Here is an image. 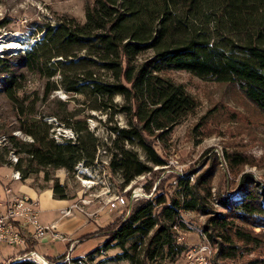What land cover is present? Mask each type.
I'll list each match as a JSON object with an SVG mask.
<instances>
[{"label":"trees","instance_id":"16d2710c","mask_svg":"<svg viewBox=\"0 0 264 264\" xmlns=\"http://www.w3.org/2000/svg\"><path fill=\"white\" fill-rule=\"evenodd\" d=\"M36 31L42 34L24 52L0 56L1 92L17 111V128L33 137L29 142L10 136L18 153L24 154L18 164L23 178L46 167L74 171L80 161L93 162L99 146L86 118H76L75 113L61 119L76 130V141H55L52 125L19 96L30 74L44 79V97L62 87L84 95L90 109L126 115L127 126L109 127L116 134L110 168L121 173L125 184L152 172L154 165L165 164L153 138L164 141L198 105L167 72L188 71L234 84L264 112V0H93L85 7L84 22L62 16L56 23L38 24L33 35ZM117 95L122 97L121 109ZM128 145L141 147L146 159ZM240 158L242 162L241 156L228 154L230 161ZM212 177L213 167L193 183L186 173L179 177L178 197L168 200L164 193H156L140 200L128 216L109 224L104 247L120 248L117 258L132 262V251L137 249L142 250L144 263L164 255L175 261L185 250L179 242L183 211L207 216L202 231L218 244V259L236 257L242 245L261 247L264 233L254 230L264 228L261 184L247 175L242 198L217 193L224 209L219 211L212 204ZM53 193L68 198L66 187L59 183ZM63 256L47 258L51 264H67ZM73 258V262L82 259ZM0 264L41 263L14 256ZM212 264L220 262L214 259Z\"/></svg>","mask_w":264,"mask_h":264},{"label":"rangeland","instance_id":"374dc122","mask_svg":"<svg viewBox=\"0 0 264 264\" xmlns=\"http://www.w3.org/2000/svg\"><path fill=\"white\" fill-rule=\"evenodd\" d=\"M90 2L93 0H0V23L5 21L0 25V56L24 52L18 51L20 45L24 48L31 46L42 34L36 31L33 35L38 24L56 23L62 16L75 17L84 22L85 7ZM5 42L13 43V47H7ZM167 75L177 83L183 84L197 99L198 105L174 126L164 141L153 138L165 164L154 165L152 172L137 176L129 184L124 183L121 173L113 172L110 168L115 152L111 145L116 134L109 127L127 126L126 115L118 111L111 116L106 112L90 109L84 95L67 93L62 87L44 97V79L36 74L28 76L19 96L26 99L30 108L35 106L38 117L45 120L46 117H56L65 128H72L61 119V115L71 116V113H75L76 118H86L89 130L99 140L93 162L87 164L80 161L83 165L76 168L77 164L74 171L64 168H41L37 172L31 171L28 178H23L21 174L22 180L13 183L20 192L41 198L39 219L43 224H49L54 218H59L57 209H60L58 207L62 204L69 206L76 203L83 208H75L74 216L60 222L64 223L58 227V231L67 237L65 241L53 240L50 234L43 242L35 244L36 247L32 246L31 242L30 246L35 247L37 252L50 258L64 255L63 259L66 261L65 253L70 247L71 238L73 241L79 239L78 242L74 241L71 254L75 258L81 256L82 259L73 262L72 258L71 261H66L67 264H195L187 253L199 251L203 246H207L204 254L211 264L214 259L220 264H264V244L258 248L242 245L236 257L218 259V244L211 241L202 231L207 216L195 211L182 212L185 226L179 233V242L184 245L185 250L175 261H170L164 255L165 257L159 256L156 260L144 263L143 252L137 249L132 251V262L117 258L116 255L121 252L120 248L104 247L107 238L105 233L110 223L126 217L140 200L149 199L156 193H164L168 200L178 197L181 191L179 177L186 173H190V181L193 183L198 175L213 167L212 204L219 211L224 209L216 200V194L224 192L235 198H242L246 193L242 180L247 175L256 179L264 189V112L234 84L203 79L181 70L169 71ZM2 78L0 76V79ZM115 102L119 104L118 109H121L120 95L116 96ZM18 123L17 111L1 92L0 85V185L8 182L4 175L11 171L9 156L11 158L12 154H15L20 161V157L24 155L18 153V149L10 142V136L15 135L23 141H29L26 134L17 128ZM51 125L53 137L58 132L59 125ZM128 147L137 151L140 159H146L141 147ZM228 154L241 156L243 161L241 162V158L238 162L230 161ZM85 179L91 182L90 188L83 185L82 180ZM56 183L66 187L68 198L54 196L53 186ZM138 187H142L145 193H151V197L142 198L137 202L128 201L131 207L129 214L122 208L110 209L109 199L119 194L129 196L132 190ZM146 187H149L150 191ZM254 230L264 233V228L256 227ZM76 245L78 246L75 247ZM99 247L102 249L87 255ZM21 251L22 247L19 245L1 243L0 263H8L14 256L17 258Z\"/></svg>","mask_w":264,"mask_h":264},{"label":"built area","instance_id":"2783aa9c","mask_svg":"<svg viewBox=\"0 0 264 264\" xmlns=\"http://www.w3.org/2000/svg\"><path fill=\"white\" fill-rule=\"evenodd\" d=\"M20 46L21 47L18 51H24L25 48L23 45ZM46 121L49 122V124L59 125L58 132L53 135V138L58 143L76 141L77 133L74 132L72 128H65L63 123H60L56 117H46ZM26 136L29 138V142L33 141L32 136ZM9 159L11 171L4 175V178L8 182L0 185V244L6 243L9 245L21 246L24 253H18L16 259L30 258L41 264H49L47 256L37 252L32 246L44 241V239L50 234L52 235L53 240L65 241L67 237L58 231L59 223L69 216H74L75 208H83L82 206L73 203L60 210V216L56 221L49 224L41 223L39 219V199L20 192L13 185V183L22 180V173L18 167V164L20 163L19 158L15 154H12V158L9 156ZM82 165L83 163L79 162L76 168ZM82 182L84 186L89 188L92 186L91 182L87 179L82 180ZM128 189L131 188L128 187ZM151 195V193H145L142 187H138L133 189L129 196L119 194L114 198L109 199V207L111 210L122 208L125 212L127 211V214H129L131 207H129L128 201L137 202L142 198H149ZM31 242H33L32 246H30ZM73 246L74 241L70 240V247L65 253L66 261H71L73 258V255L71 254ZM204 251H207V246H203L199 251L197 250L192 253L189 251L187 254L189 259L195 264H211V262L207 261V256L204 254Z\"/></svg>","mask_w":264,"mask_h":264},{"label":"crops","instance_id":"0c3cea01","mask_svg":"<svg viewBox=\"0 0 264 264\" xmlns=\"http://www.w3.org/2000/svg\"><path fill=\"white\" fill-rule=\"evenodd\" d=\"M33 197H36V198H38V199L41 200V198H40V197H37V195H36V196H33ZM40 200H39V201H40ZM62 201H64V200H62ZM67 206H68V205H67ZM67 206H65L64 204H62L61 206L58 207V208H60V209H57V210H59V216H60V210L63 209V208H65V207H67ZM57 219H58V218H54L51 222L56 221ZM51 222H50V223H51ZM64 222H65V221H64ZM64 222H63V223H64ZM63 223H60L59 227H61V226L63 225ZM45 239H46V238H45ZM45 239H44V240H45ZM82 239H83V237H82ZM69 240H72V239L69 238ZM76 240H77V241H76ZM74 241L78 242L79 239H75ZM42 242H43V241H42ZM67 244H68V242H67ZM34 246H35V245H34ZM77 246H78V245H76L75 247H77ZM35 247H36V246H35ZM35 247H34V248H35Z\"/></svg>","mask_w":264,"mask_h":264},{"label":"bare ground","instance_id":"6f19581e","mask_svg":"<svg viewBox=\"0 0 264 264\" xmlns=\"http://www.w3.org/2000/svg\"><path fill=\"white\" fill-rule=\"evenodd\" d=\"M4 44H5V45L7 44L6 46L9 47V48L13 47V43H10V42L7 43V42H5ZM3 46H4V45H3ZM11 158H12V157H11Z\"/></svg>","mask_w":264,"mask_h":264}]
</instances>
